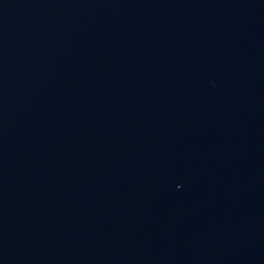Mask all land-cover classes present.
Segmentation results:
<instances>
[{
	"label": "water",
	"instance_id": "95a60500",
	"mask_svg": "<svg viewBox=\"0 0 264 264\" xmlns=\"http://www.w3.org/2000/svg\"><path fill=\"white\" fill-rule=\"evenodd\" d=\"M0 264H264V0H0Z\"/></svg>",
	"mask_w": 264,
	"mask_h": 264
}]
</instances>
